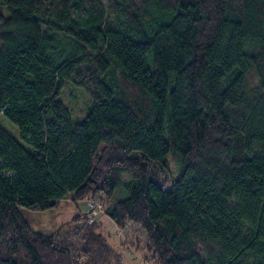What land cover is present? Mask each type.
Here are the masks:
<instances>
[{
    "label": "trees",
    "instance_id": "obj_1",
    "mask_svg": "<svg viewBox=\"0 0 264 264\" xmlns=\"http://www.w3.org/2000/svg\"><path fill=\"white\" fill-rule=\"evenodd\" d=\"M0 4V110L29 144L0 124V264H123L98 220L45 233L23 211L96 194L152 264H264V0Z\"/></svg>",
    "mask_w": 264,
    "mask_h": 264
},
{
    "label": "rangeland",
    "instance_id": "obj_2",
    "mask_svg": "<svg viewBox=\"0 0 264 264\" xmlns=\"http://www.w3.org/2000/svg\"><path fill=\"white\" fill-rule=\"evenodd\" d=\"M0 11L4 15H7V6L5 4H0ZM61 97L71 109L75 120H79V117L86 115L88 106L92 104L86 90L70 82L62 88ZM0 124L9 130L16 139L23 142L26 146H29V144L24 142L21 138L19 127L3 115V110H0ZM168 161L171 169L170 176L172 177L177 174L180 165L171 154L168 155ZM150 169H153L152 165H150ZM122 176L126 181L131 180V175L128 173H123ZM156 177L159 183L164 185L165 188H171V182L164 179L159 171H157ZM129 194V188L122 185L115 190L114 198H125L128 197ZM94 197L98 201V205L95 206L96 209H91L93 203L89 199L76 201L73 200V198H68L62 200L58 206L50 210L37 211L33 209H23V211L31 226L35 230H40L45 233H52L60 226H66L71 222L74 214L80 213L84 219H87L90 213L92 216L97 214L96 220L99 221L103 231L109 235L110 241L121 250L123 254V264H152L148 258V252L145 246V231L132 224H129L125 229H120L109 215L106 214V207L103 208V205H109L110 201H106L103 196L98 194Z\"/></svg>",
    "mask_w": 264,
    "mask_h": 264
},
{
    "label": "built area",
    "instance_id": "obj_3",
    "mask_svg": "<svg viewBox=\"0 0 264 264\" xmlns=\"http://www.w3.org/2000/svg\"><path fill=\"white\" fill-rule=\"evenodd\" d=\"M90 200H91V202L93 203V205H91V209H92V208L96 209L95 206L98 205V201L95 199V197H94L93 199H90ZM103 203H104V202H103ZM106 205H107V204H106ZM106 205H105V206L103 205V208H104V207L107 208ZM101 206H102V204H101ZM106 208H105V211H106ZM96 216H97V214H95V215L92 216V214L90 213V214H88L87 219H88L89 222H92L93 220L96 219Z\"/></svg>",
    "mask_w": 264,
    "mask_h": 264
}]
</instances>
